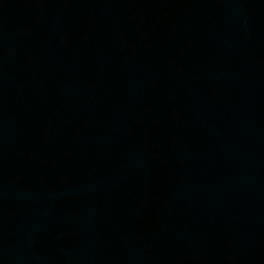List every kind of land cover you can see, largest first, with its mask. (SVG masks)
<instances>
[{"label":"water","instance_id":"water-1","mask_svg":"<svg viewBox=\"0 0 264 264\" xmlns=\"http://www.w3.org/2000/svg\"><path fill=\"white\" fill-rule=\"evenodd\" d=\"M0 264H264V0H0Z\"/></svg>","mask_w":264,"mask_h":264}]
</instances>
